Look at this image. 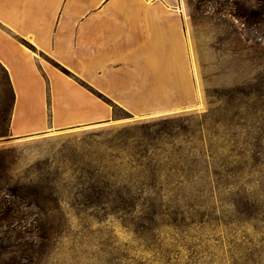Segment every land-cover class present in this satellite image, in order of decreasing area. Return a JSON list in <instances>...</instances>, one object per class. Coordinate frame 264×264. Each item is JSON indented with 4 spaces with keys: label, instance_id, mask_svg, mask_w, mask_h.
Returning <instances> with one entry per match:
<instances>
[{
    "label": "rangeland",
    "instance_id": "rangeland-1",
    "mask_svg": "<svg viewBox=\"0 0 264 264\" xmlns=\"http://www.w3.org/2000/svg\"><path fill=\"white\" fill-rule=\"evenodd\" d=\"M192 2V106L14 138L0 66V264H264V39Z\"/></svg>",
    "mask_w": 264,
    "mask_h": 264
},
{
    "label": "crops",
    "instance_id": "crops-1",
    "mask_svg": "<svg viewBox=\"0 0 264 264\" xmlns=\"http://www.w3.org/2000/svg\"><path fill=\"white\" fill-rule=\"evenodd\" d=\"M183 11L180 0H0L11 136L106 122L107 98L139 116L192 106Z\"/></svg>",
    "mask_w": 264,
    "mask_h": 264
},
{
    "label": "trees",
    "instance_id": "trees-1",
    "mask_svg": "<svg viewBox=\"0 0 264 264\" xmlns=\"http://www.w3.org/2000/svg\"><path fill=\"white\" fill-rule=\"evenodd\" d=\"M203 2L209 3L211 8L220 16H229L233 20H237L238 26H240V33L246 34L248 37L254 33V39H259V37L264 39V0H197L195 8L197 10L201 9ZM188 5L190 7L193 6L192 0H188ZM235 31H239L238 28ZM261 31H263L262 34ZM0 66L5 72L10 86L12 110L14 90L6 68L1 64ZM109 102L113 107H119L115 102L111 100ZM17 199L18 195L11 187L0 185V230L3 229L7 232L13 230L19 224L20 218L16 213Z\"/></svg>",
    "mask_w": 264,
    "mask_h": 264
}]
</instances>
